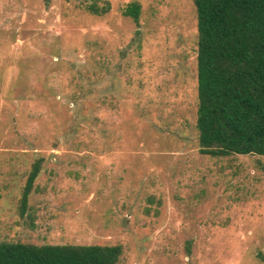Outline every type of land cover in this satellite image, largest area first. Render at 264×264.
Listing matches in <instances>:
<instances>
[{
  "label": "rangeland",
  "instance_id": "obj_1",
  "mask_svg": "<svg viewBox=\"0 0 264 264\" xmlns=\"http://www.w3.org/2000/svg\"><path fill=\"white\" fill-rule=\"evenodd\" d=\"M196 58L194 0H0V242L264 264V156L200 153Z\"/></svg>",
  "mask_w": 264,
  "mask_h": 264
},
{
  "label": "trees",
  "instance_id": "obj_2",
  "mask_svg": "<svg viewBox=\"0 0 264 264\" xmlns=\"http://www.w3.org/2000/svg\"><path fill=\"white\" fill-rule=\"evenodd\" d=\"M194 6L199 151L211 157L264 156V0H194ZM88 11L108 10L89 6ZM123 15L138 24L140 5L128 4ZM38 171L37 161L24 206ZM122 254L120 245L0 242V264H117Z\"/></svg>",
  "mask_w": 264,
  "mask_h": 264
}]
</instances>
